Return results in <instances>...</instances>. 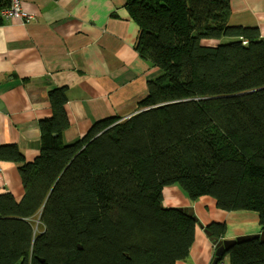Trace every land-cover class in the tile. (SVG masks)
<instances>
[{
  "label": "trees",
  "instance_id": "trees-1",
  "mask_svg": "<svg viewBox=\"0 0 264 264\" xmlns=\"http://www.w3.org/2000/svg\"><path fill=\"white\" fill-rule=\"evenodd\" d=\"M125 1L137 50L160 74L133 116L98 121L70 144L67 90H52L40 154L28 161L0 144V162L19 165L24 188L19 200L0 190V264L185 261L199 221L164 205V187L176 184L194 202L210 197L223 211L258 213L264 232L259 28L232 26L230 0ZM205 229L224 240L225 224ZM226 258L264 264V241L236 243L219 264Z\"/></svg>",
  "mask_w": 264,
  "mask_h": 264
},
{
  "label": "crops",
  "instance_id": "crops-1",
  "mask_svg": "<svg viewBox=\"0 0 264 264\" xmlns=\"http://www.w3.org/2000/svg\"><path fill=\"white\" fill-rule=\"evenodd\" d=\"M125 3L22 0L33 21L1 20L0 144L16 145L28 161L34 160L41 150L39 123L52 116L49 92L58 88L67 90L66 144L85 137L98 121L124 120L137 112L160 71L139 54V28ZM230 11L232 26L257 27L264 39V0H230ZM0 172L3 187L19 200L24 194L19 165L0 162ZM164 205H192L199 221L189 257L176 264H212L216 249L205 231L210 224L226 225L224 240L262 233L258 213L226 212L210 197L195 202L187 195L164 197Z\"/></svg>",
  "mask_w": 264,
  "mask_h": 264
},
{
  "label": "built area",
  "instance_id": "built-area-1",
  "mask_svg": "<svg viewBox=\"0 0 264 264\" xmlns=\"http://www.w3.org/2000/svg\"><path fill=\"white\" fill-rule=\"evenodd\" d=\"M0 19L28 23L35 19V15L23 8L22 0H8V4L0 8ZM3 188V179L0 172V190Z\"/></svg>",
  "mask_w": 264,
  "mask_h": 264
},
{
  "label": "water",
  "instance_id": "water-1",
  "mask_svg": "<svg viewBox=\"0 0 264 264\" xmlns=\"http://www.w3.org/2000/svg\"><path fill=\"white\" fill-rule=\"evenodd\" d=\"M262 41L264 42V39H262ZM108 129H110V128H108ZM108 129H106L105 131H107ZM192 205H193V203H192ZM192 205L190 208L185 209L186 212L189 214V216H194V209H193ZM206 233L209 236V233L207 231H206ZM252 239H260L263 242L264 241V232H262L261 234L241 236V237H238L234 240H223V241L212 240L213 244L216 246L215 258H214L212 264H219V261L221 258L224 257L225 252L229 248H231L233 245H235L236 243H241V242L252 240Z\"/></svg>",
  "mask_w": 264,
  "mask_h": 264
},
{
  "label": "rangeland",
  "instance_id": "rangeland-1",
  "mask_svg": "<svg viewBox=\"0 0 264 264\" xmlns=\"http://www.w3.org/2000/svg\"><path fill=\"white\" fill-rule=\"evenodd\" d=\"M163 194L165 198H169V197L175 198V197H179L180 195L181 196L186 195L185 191L178 184L164 187ZM224 262L228 264V258H226Z\"/></svg>",
  "mask_w": 264,
  "mask_h": 264
}]
</instances>
